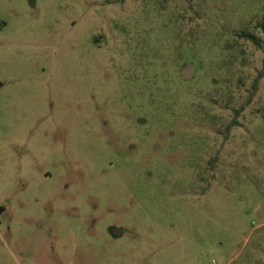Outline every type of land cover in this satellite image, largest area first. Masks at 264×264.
Segmentation results:
<instances>
[{
    "label": "rangeland",
    "instance_id": "374dc122",
    "mask_svg": "<svg viewBox=\"0 0 264 264\" xmlns=\"http://www.w3.org/2000/svg\"><path fill=\"white\" fill-rule=\"evenodd\" d=\"M263 55L264 0H0V264H264Z\"/></svg>",
    "mask_w": 264,
    "mask_h": 264
},
{
    "label": "trees",
    "instance_id": "16d2710c",
    "mask_svg": "<svg viewBox=\"0 0 264 264\" xmlns=\"http://www.w3.org/2000/svg\"><path fill=\"white\" fill-rule=\"evenodd\" d=\"M243 35L247 38V39H250L253 43L257 44V45H262L263 42L260 38H258L257 36H255L254 34H251V33H246L244 32ZM264 74V55H263V58H262V67L258 73V78L261 77L262 75ZM257 78V80H258ZM231 128V125H228V129Z\"/></svg>",
    "mask_w": 264,
    "mask_h": 264
},
{
    "label": "water",
    "instance_id": "95a60500",
    "mask_svg": "<svg viewBox=\"0 0 264 264\" xmlns=\"http://www.w3.org/2000/svg\"><path fill=\"white\" fill-rule=\"evenodd\" d=\"M111 231L115 235H119L122 233L123 229L121 227L113 226V227H111Z\"/></svg>",
    "mask_w": 264,
    "mask_h": 264
}]
</instances>
